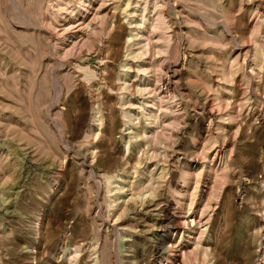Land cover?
I'll return each instance as SVG.
<instances>
[{"label": "rangeland", "instance_id": "374dc122", "mask_svg": "<svg viewBox=\"0 0 264 264\" xmlns=\"http://www.w3.org/2000/svg\"><path fill=\"white\" fill-rule=\"evenodd\" d=\"M0 264H264V0H0Z\"/></svg>", "mask_w": 264, "mask_h": 264}, {"label": "bare ground", "instance_id": "6f19581e", "mask_svg": "<svg viewBox=\"0 0 264 264\" xmlns=\"http://www.w3.org/2000/svg\"><path fill=\"white\" fill-rule=\"evenodd\" d=\"M156 39V38H155ZM140 67H138V71H140ZM174 74V73H173ZM148 103H141V107H144V109L146 110L147 109V107H148V105H147ZM140 107V108H141ZM167 214V213H166ZM165 214V215H166ZM190 214V213H189ZM173 215V214H172ZM194 216H192V218H190L189 217V215H188V213L185 215V216H183V217H181V218H179V219H177V218H175V217H169L168 218V221L169 220H171L173 223H174V225H175V228H176V230L175 231H179V230H183V231H186L187 232V234L191 237V235H193L194 234V231H195V225H194ZM165 220V219H164ZM167 220V219H166ZM263 221V220H262ZM175 222H176V224H175ZM198 222L200 223V221L198 220ZM165 223V222H164ZM197 224V225H200V224ZM195 224H196V222H195ZM174 225H172V226H174ZM161 227V226H160ZM189 237V238H190ZM192 238V237H191ZM164 241V240H163ZM165 244V243H164ZM173 244V243H172ZM166 247H167V245H166ZM170 247H172L173 249L175 248V246H171L170 245ZM170 247H168V249L167 250H170L169 248ZM171 248V249H172ZM185 250V249H184ZM158 251L160 252L161 251V253L163 252L164 253V251H166V248L165 249H161V250H159V248H158ZM171 251V250H170ZM175 251H173V254H177L178 252H179V250H178V252H177V250H176V252L177 253H174ZM178 255V254H177ZM179 255H180V253H179ZM173 257H175V256H173ZM182 257V256H181ZM92 263V262H91Z\"/></svg>", "mask_w": 264, "mask_h": 264}]
</instances>
